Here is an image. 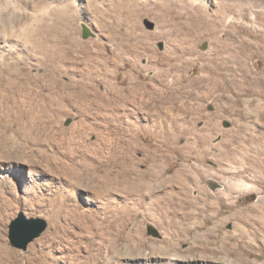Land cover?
<instances>
[{"label":"rangeland","instance_id":"1","mask_svg":"<svg viewBox=\"0 0 264 264\" xmlns=\"http://www.w3.org/2000/svg\"><path fill=\"white\" fill-rule=\"evenodd\" d=\"M159 1L172 5L0 0V264H264V241L240 238L246 226L238 229L233 219L235 206L246 208L264 197V181L250 163L241 168L224 153L228 144L237 148L242 125L264 134V121L247 120L242 102L257 99L264 111V50H248L239 61L238 44L226 33L253 42V31L264 33V5L251 8L252 0H238L243 10L227 14L231 29L219 33L229 53L214 57L209 31L222 0H186L183 18L159 9ZM84 25L94 38L83 39ZM244 89L249 97L241 96ZM241 171L245 187L225 192L215 210H196L198 218L188 223L206 230L228 218L222 231L240 256L217 259L192 236L184 239L173 225H159L167 210L173 220V209L164 205L180 190L170 182L174 177L180 176L193 199L199 189L191 175L204 176L201 187L216 196L228 184L223 177L235 183L230 178ZM104 172L114 178L109 194L89 182L90 175L101 178ZM122 207L127 219L118 232L114 224L102 229L106 213L110 221L119 219ZM217 210L221 216L213 219ZM184 213L176 214L177 222ZM21 215L47 223L26 250L10 241V226ZM79 219L89 223L78 225ZM31 228L25 224L22 234ZM118 234L156 241L158 248L118 256L110 248Z\"/></svg>","mask_w":264,"mask_h":264},{"label":"bare ground","instance_id":"2","mask_svg":"<svg viewBox=\"0 0 264 264\" xmlns=\"http://www.w3.org/2000/svg\"><path fill=\"white\" fill-rule=\"evenodd\" d=\"M170 1L172 3V5L170 4L171 7L167 4L161 3L160 1L156 3V6H158L159 9H164V11L167 13H171V14L175 13L176 16L179 18L180 17L183 18V16L189 12L190 3L186 2V0H170ZM221 2H222L221 5L222 11H220L221 13L219 12V14L217 13L218 15H216L215 20L211 21L213 25L211 26V29L209 31L216 44L215 50L213 51L212 54L214 57L219 56L220 53L223 54L226 52L227 54L229 53L225 47V45L228 43L224 42L219 37L220 35L219 33L223 31L225 27L231 29V26L228 27L225 25L227 14L237 13V11L241 12L245 5L239 3L240 1L238 0L237 1L231 0V2L230 0H222ZM256 5H258L257 8L263 6L264 0H252L251 8L256 7ZM175 24L177 25L178 23ZM186 31L187 34H190L191 36L192 35L195 36L194 31H192L190 27H187ZM226 33L229 37H233L236 40V42H234L233 45L238 44L236 49H239V52H237V58H238L237 60L239 61L240 59H243L244 52L248 50L255 49L257 53L260 52L261 49L264 50V33L262 34L258 30L253 31L254 33L253 42L249 40L248 44L245 43L244 41H240L237 38V36L234 35L235 33L233 31H230L228 29ZM238 33L242 34L243 32L240 29H238ZM47 55L48 53L44 51L43 57L45 59L47 58ZM246 70L247 68L243 70L244 71L243 80L245 82H248L250 80L251 74L249 71ZM210 77L211 75L207 79H210ZM244 90L247 92V95H241V96L243 98L249 97L250 90H246V89ZM242 102L245 106L244 116L246 117L247 120L253 119L255 122L264 121V111L261 109V106L257 99L242 100ZM240 132L241 133L237 135V138H235L237 148L235 150L227 149L229 147L228 144L224 147V153L232 157L233 159L235 158V160L238 159L241 168L244 167L246 163H250L251 168L256 174V177L260 181H264V134L253 131L250 129L249 126H244V125L240 127ZM242 171L236 174L237 179L230 178L232 181H235V183L232 182L230 183L228 181V177H223V179L226 180L228 184L226 188L222 192L216 194V196L210 195L204 187H201L204 176H201L200 173L196 174L195 175L196 177L195 176L193 177L191 175L188 178L189 179L191 178L192 180L195 179L196 181L195 186L198 187L199 189L198 195L195 196V198L193 199L190 198L191 197L190 188H187V185L185 184L184 181H182L180 176L174 177L170 182H173L174 185L175 184L179 185L180 190L177 193L172 192V194L169 196L168 200L166 201L168 202V205H164L167 208L173 209V220L169 222L170 214L172 213L167 210L161 214L160 218L162 220L159 221V225L166 230L167 227L168 229H170L171 225H173L174 228L179 229L178 231L184 239H187L189 235L192 236L194 243L199 246V248L203 251V253L210 252V254L214 255L215 258L217 259H219L218 257H222V255H224L225 257L232 254L234 255V252H236L234 256L237 257L240 256L241 254L237 252L234 246L231 244L232 240L231 238H228V233L222 231L223 229L222 227L224 226V223H226L229 220L228 218L216 222L214 227L207 228L206 230L203 228L204 224L201 225L199 222L195 228L190 227L189 224L191 223L192 220H196L198 218V214L195 213L196 210H201V209L215 210L219 200L224 199L227 196L225 192L232 193L235 189L245 187L246 185L245 180L247 179V177L244 176V173ZM97 174L90 175L92 177L91 179H89V182L93 183L96 187H99L104 194H109L110 188L113 187L114 185V178H111L112 174L110 172L109 173L104 172L105 176H102L101 178H99ZM152 177L158 181L162 178V176L157 173H154ZM120 178H121L120 182L122 184L120 186H123L126 177L122 173H120ZM189 179L186 180L189 181ZM122 195L127 196V191L123 190ZM155 205H159V204H155ZM160 206H158V208ZM235 209L237 210L234 213L233 219L236 220V222L237 221L239 222V224L237 225L238 229L240 224L242 226L243 225L246 226L240 228V232H241L240 238H244V236H247L249 240H251L250 237H252V239L256 240L257 242L264 241V197L260 198L258 204L256 203L255 205H251L246 208L235 206ZM186 211H188V213L187 214L184 213L182 220L180 222H177L175 218L177 217L176 214H178V212H186ZM72 213L76 215V217L81 215L79 209L77 208L72 209ZM119 213L121 214L120 218L119 219L116 218L112 221L109 220L111 217L109 216L108 213H106V218L102 221L103 223V225H101L102 229L107 228L109 225L114 224L118 232V228H121L127 219V211L125 208L123 207L120 208ZM220 216H221V212L217 210L215 213V217L212 218L219 219ZM112 217H115V215H113ZM75 223L78 225L80 224L86 225L87 223H89V221L85 223L84 220L79 219L76 220ZM93 225L98 231V227L94 223ZM120 234H118L116 238L111 240L112 245L110 247L111 249L114 250V253L118 256L134 257L135 255H141L147 246H149L153 252H155L156 249L158 248V244L156 241H149L144 238L133 239L131 238V236H127L124 239H122L120 237ZM173 252L177 253L178 250L175 249V247H173ZM239 261L246 262V260H244L243 258H240ZM248 264H257V263L248 262Z\"/></svg>","mask_w":264,"mask_h":264},{"label":"water","instance_id":"3","mask_svg":"<svg viewBox=\"0 0 264 264\" xmlns=\"http://www.w3.org/2000/svg\"><path fill=\"white\" fill-rule=\"evenodd\" d=\"M83 39H88L90 37L94 38L95 34L87 27L83 26ZM210 188L216 191L219 188V184L213 182L210 184ZM25 224L32 226L27 234H22V229ZM47 228V223L43 220H31L27 221L24 216H20L15 220L10 226V241L11 244L23 250L27 249L29 243L38 238Z\"/></svg>","mask_w":264,"mask_h":264}]
</instances>
